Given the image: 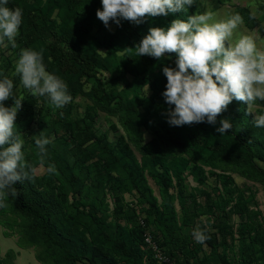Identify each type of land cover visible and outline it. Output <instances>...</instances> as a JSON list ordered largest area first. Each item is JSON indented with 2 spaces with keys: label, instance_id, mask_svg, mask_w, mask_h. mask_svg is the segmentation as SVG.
<instances>
[{
  "label": "rangeland",
  "instance_id": "obj_1",
  "mask_svg": "<svg viewBox=\"0 0 264 264\" xmlns=\"http://www.w3.org/2000/svg\"><path fill=\"white\" fill-rule=\"evenodd\" d=\"M45 1L9 0L8 7L22 9L23 21L15 38L17 46L12 48L7 41L0 45V73L10 76L14 84L13 96L4 106H13L21 94L24 109L33 108V115L27 117L20 109L15 121V131L24 140L25 161L35 169L27 180L30 189L52 204L55 224L74 250L79 255L106 257L113 264H264V178L233 159L229 150L191 142L190 138L201 135L222 146L226 137L207 122L178 126L190 141L184 149L168 148L151 129L160 106L168 112L175 107L165 98L158 104L150 89L152 81L166 77L163 68L171 67L168 54L144 65L133 60L134 49L115 55L93 49L103 64L98 83L68 79L43 54L46 70L67 84L72 97L59 109L46 97H33L20 86L19 77H11L21 50L29 49L27 10L31 3ZM207 9L217 19L239 13L243 23L237 34L250 35L264 49V0H195L187 12L147 17L145 23L149 30L167 28L174 19ZM97 10H102V0L95 14ZM90 19L93 32L102 26L115 33L123 22L110 21L106 27L101 20ZM128 58L130 67L125 69ZM94 85L101 86V95L91 90ZM129 103L138 110L128 115L124 106ZM240 111L246 116L245 136L261 146L256 162L264 168V127H254L255 113L248 114L244 102ZM254 111L264 114V102L257 101ZM41 132L51 141L43 159L33 138ZM49 167L54 171L49 172ZM6 205L0 208V264H72L61 249L43 241L33 221L16 209L11 195ZM197 227L211 237L204 244L193 239ZM123 240L133 257L123 252Z\"/></svg>",
  "mask_w": 264,
  "mask_h": 264
},
{
  "label": "clouds",
  "instance_id": "obj_2",
  "mask_svg": "<svg viewBox=\"0 0 264 264\" xmlns=\"http://www.w3.org/2000/svg\"><path fill=\"white\" fill-rule=\"evenodd\" d=\"M9 0H0V45L5 41L15 48V38L23 21L22 9L8 7ZM195 0H102L97 18L106 27L121 20L139 25L147 17H167L170 13L187 12ZM252 18L255 13H251ZM243 23L239 13L217 19L208 10L174 19L167 28L153 27L136 44V55L157 59L165 53H175L176 67H164L166 91L162 93L169 106L171 126L207 122L215 125L217 117L233 100L247 104L248 114L255 113L254 127H264V114L254 111L257 101L264 102V49L257 46L250 35L237 34ZM0 208L6 207L8 195L16 196L13 187L18 181L30 180L35 169L26 163L22 147L24 140L15 131L18 111L24 96L14 98L11 107L4 101L13 96V79L0 73ZM11 77H19L20 86L33 97H46L54 108H63L72 100L67 84L56 74L46 70L42 51L23 49L15 62ZM216 129L222 135L232 128L228 119L220 120ZM38 155H47L51 141L41 132L33 136ZM49 172L54 171L49 167ZM193 239L204 244L211 237L197 227Z\"/></svg>",
  "mask_w": 264,
  "mask_h": 264
},
{
  "label": "trees",
  "instance_id": "obj_3",
  "mask_svg": "<svg viewBox=\"0 0 264 264\" xmlns=\"http://www.w3.org/2000/svg\"><path fill=\"white\" fill-rule=\"evenodd\" d=\"M99 0H46L42 4L31 3L25 16L26 38L29 49L42 51L52 65L70 80L83 79V82H97L99 68L102 62L93 54V49H106L110 55L116 51L134 48L144 36L149 33L145 21L139 25L123 20L122 27L115 33L103 30V27L93 32L90 18H97L94 13ZM85 5V11L82 7ZM170 13L169 15H171ZM177 14V13H175ZM99 20V19H98ZM93 22V21H92ZM156 25V24H154ZM171 57L170 66L176 67L177 56L175 53H165ZM130 58L125 62V69L130 67ZM133 60L140 61L144 65L155 63L158 59L151 56L135 55ZM167 78L163 77L150 83L153 98L158 104L163 102L162 93L166 91ZM94 94L101 95V86L94 85ZM32 98V97H31ZM30 100V99H29ZM243 102L233 100L228 108L217 117L215 129L220 127V120L228 119L232 128L224 136L226 140L220 143L207 142L201 135L190 138L191 142L204 145L216 151L229 150V154L243 165L252 169L264 178V168L260 167L256 158L260 157L261 146L258 142L248 139L242 128L246 117L240 108ZM26 106V104H25ZM24 117L32 116V106L25 108L22 105ZM21 108V109H22ZM129 115L138 109L129 103L124 106ZM150 108L147 114L150 117ZM168 108L160 106L156 112V120L153 121L152 130L168 148L184 149L189 145L186 136L180 133L178 126H171L167 121L169 118ZM44 122V121H43ZM48 126V125H47ZM129 126L133 124L129 121ZM52 131V128L49 127ZM71 178L78 177L71 174ZM17 195L11 196L16 209L25 217L33 221V225L45 243L58 247L64 253L66 259L72 264H113L108 258H94L92 254L82 252L80 255L72 247L69 238L64 237L61 227L55 224L56 210L46 199L36 196L30 189L27 180L17 182L14 186ZM67 231V230H66ZM69 234V232H67ZM123 252L129 257L134 252L128 247L127 242H122Z\"/></svg>",
  "mask_w": 264,
  "mask_h": 264
},
{
  "label": "built area",
  "instance_id": "obj_4",
  "mask_svg": "<svg viewBox=\"0 0 264 264\" xmlns=\"http://www.w3.org/2000/svg\"><path fill=\"white\" fill-rule=\"evenodd\" d=\"M147 241H148V242H151V238L148 237V238H147ZM154 248L157 250V256L160 257V258H162V257H161V252H160V250H159L156 246H154ZM169 264H170V263H169ZM171 264H174V263H171Z\"/></svg>",
  "mask_w": 264,
  "mask_h": 264
}]
</instances>
